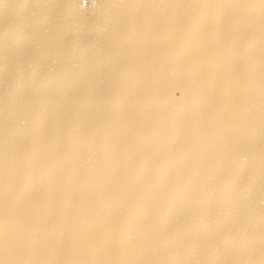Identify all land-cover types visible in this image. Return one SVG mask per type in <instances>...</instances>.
Segmentation results:
<instances>
[{
    "label": "bare ground",
    "instance_id": "obj_1",
    "mask_svg": "<svg viewBox=\"0 0 264 264\" xmlns=\"http://www.w3.org/2000/svg\"><path fill=\"white\" fill-rule=\"evenodd\" d=\"M0 264H264V0H0Z\"/></svg>",
    "mask_w": 264,
    "mask_h": 264
}]
</instances>
